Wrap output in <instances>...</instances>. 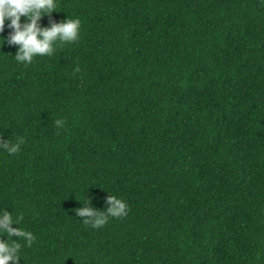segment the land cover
<instances>
[{
  "label": "trees",
  "instance_id": "obj_1",
  "mask_svg": "<svg viewBox=\"0 0 264 264\" xmlns=\"http://www.w3.org/2000/svg\"><path fill=\"white\" fill-rule=\"evenodd\" d=\"M67 15L79 40L50 56L0 45L17 264H264V0H58L38 23ZM109 194L127 214L84 224Z\"/></svg>",
  "mask_w": 264,
  "mask_h": 264
},
{
  "label": "clouds",
  "instance_id": "obj_2",
  "mask_svg": "<svg viewBox=\"0 0 264 264\" xmlns=\"http://www.w3.org/2000/svg\"><path fill=\"white\" fill-rule=\"evenodd\" d=\"M57 4L58 0H0V32H3L6 22L7 27L11 29L7 37H0V45L7 43L18 46L13 57L15 61L27 65L32 62L34 56L52 55L56 43H72L79 40V17L69 18L67 15L61 22H53L48 27L39 26L40 18L51 15ZM21 17H24L23 22ZM75 71H79L78 65ZM53 123L58 128L65 126L62 118L55 119ZM23 142V137L20 136L15 140L0 138V150L14 154L20 150ZM82 204L85 206L78 208L76 213L84 217L83 223L92 228L102 227L109 217H123L128 210L125 200L111 194L107 197L108 207L103 211L90 206V203ZM18 220L19 217L14 219L7 208L0 209V236L6 237L0 239V264H17L19 258H22L20 240L23 239L24 244L30 246L35 239L31 231L18 226Z\"/></svg>",
  "mask_w": 264,
  "mask_h": 264
}]
</instances>
